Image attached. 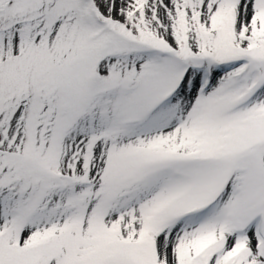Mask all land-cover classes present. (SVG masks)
Here are the masks:
<instances>
[{
    "label": "snow or ice",
    "instance_id": "6c2138e0",
    "mask_svg": "<svg viewBox=\"0 0 264 264\" xmlns=\"http://www.w3.org/2000/svg\"><path fill=\"white\" fill-rule=\"evenodd\" d=\"M0 264H264V0H0Z\"/></svg>",
    "mask_w": 264,
    "mask_h": 264
}]
</instances>
